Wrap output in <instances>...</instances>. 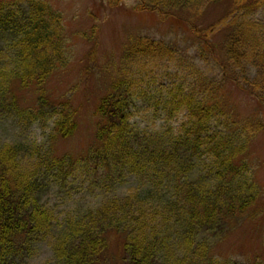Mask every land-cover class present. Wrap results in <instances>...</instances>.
Here are the masks:
<instances>
[{
	"label": "trees",
	"instance_id": "trees-1",
	"mask_svg": "<svg viewBox=\"0 0 264 264\" xmlns=\"http://www.w3.org/2000/svg\"><path fill=\"white\" fill-rule=\"evenodd\" d=\"M154 1L149 5L169 15L229 2L231 15L215 48L225 64L235 55L264 62V0ZM193 24L199 51L208 52V26ZM133 47L151 56L177 51L164 42ZM69 59L63 13L50 1L0 0V117L54 118L48 145L0 138V264H32L43 247L51 255L40 264H108L112 246L122 264H244L215 250L236 216L262 195L245 157L248 125L223 105V85L199 72L193 92L181 95L179 86L169 92L180 94L177 103L157 104L186 111L183 121L148 129L130 120L134 80L128 63L119 62L95 111L96 139L76 153H61L56 139L76 130L78 109L51 99L48 84ZM230 71L224 76L233 77ZM257 74L264 80L261 65ZM259 86L249 89L264 101ZM25 89H34V104L23 102ZM52 188L59 193L55 204L45 195Z\"/></svg>",
	"mask_w": 264,
	"mask_h": 264
},
{
	"label": "rangeland",
	"instance_id": "rangeland-1",
	"mask_svg": "<svg viewBox=\"0 0 264 264\" xmlns=\"http://www.w3.org/2000/svg\"><path fill=\"white\" fill-rule=\"evenodd\" d=\"M48 1L63 13L70 57L68 66L53 74L48 84L49 95L57 101L69 100L78 109L76 130L67 137L56 139L57 150L76 153L94 142L98 122L95 111L101 96L110 86L112 73L120 68L116 66L119 62L128 63L129 74L134 80L136 103L129 115L130 120L148 129L167 125L177 127L185 118L186 111L171 113L158 108V102L170 98L177 103L183 91L193 92V87L199 84V72L216 78L226 94L221 100L223 105L234 115L238 112L241 122L248 125L243 132L248 145L245 157L250 161V174L261 186L262 195L244 215L236 216L222 239L216 241L215 250L220 256L243 259L244 264H264V101L258 98L256 90L249 89V84L264 86V80L257 74L260 65L264 68V62L256 57L250 62L245 56L235 55V60L230 59L225 64L224 53L215 48L217 42H222V30L231 15L229 2L222 6H202L206 8L200 11L188 8L180 15H169L156 3L149 5L154 0L146 3L143 0ZM196 13L200 14V21L195 18ZM219 17L223 19L218 21ZM182 18L186 21H181ZM195 20L208 26L203 32L207 35V45L212 49L202 54L198 49L199 43L193 38ZM136 41L141 44H174L177 51L172 56L142 54L136 52L135 47L132 51ZM228 67L232 69L230 76L233 77L224 76L223 71ZM179 86L182 92L173 98L175 94L169 92ZM20 94L25 104H34L37 100L34 89H25ZM196 99L199 102V98ZM221 122L225 125L224 121ZM53 127L54 118L51 116L30 122L28 119L20 121L13 117H0V138L26 146L48 145ZM45 195L52 204L57 203V190L52 188ZM61 200L68 201L66 198ZM117 250L116 246L110 249L108 264H122ZM50 255L43 247L31 263L40 264Z\"/></svg>",
	"mask_w": 264,
	"mask_h": 264
}]
</instances>
